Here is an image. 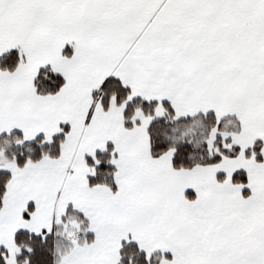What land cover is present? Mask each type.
<instances>
[{
    "label": "snow or ice",
    "instance_id": "1",
    "mask_svg": "<svg viewBox=\"0 0 264 264\" xmlns=\"http://www.w3.org/2000/svg\"><path fill=\"white\" fill-rule=\"evenodd\" d=\"M197 115L199 157L158 135ZM129 249L264 264V0H0V264Z\"/></svg>",
    "mask_w": 264,
    "mask_h": 264
},
{
    "label": "rangeland",
    "instance_id": "2",
    "mask_svg": "<svg viewBox=\"0 0 264 264\" xmlns=\"http://www.w3.org/2000/svg\"><path fill=\"white\" fill-rule=\"evenodd\" d=\"M171 124L158 126L157 132L161 138L177 145L190 143L195 149L203 153L204 141L209 128L208 118L206 116L199 115L181 121L174 119ZM226 125L228 127L232 126L229 123H226Z\"/></svg>",
    "mask_w": 264,
    "mask_h": 264
},
{
    "label": "trees",
    "instance_id": "3",
    "mask_svg": "<svg viewBox=\"0 0 264 264\" xmlns=\"http://www.w3.org/2000/svg\"><path fill=\"white\" fill-rule=\"evenodd\" d=\"M174 116L169 117V121L167 123H165L166 125H172V121L174 120ZM171 122V123H170ZM25 151L27 150V148L24 149ZM190 156L193 157H199L200 155H202L203 153L199 152L197 149L194 148V146L191 145L190 147V152H189ZM102 156V158L105 160V162L107 161V159L109 158L110 153H103L100 154ZM105 167L107 169H111L113 168V166L111 165H105ZM94 182H103V181H108L111 182V176L107 175L106 172L102 169H98V173H97V177L92 178ZM56 239L54 240V245L56 246ZM124 255L129 259V264H141L140 261V252L136 249H129L128 251H126L124 253ZM153 264H156L155 259L153 260Z\"/></svg>",
    "mask_w": 264,
    "mask_h": 264
},
{
    "label": "crops",
    "instance_id": "4",
    "mask_svg": "<svg viewBox=\"0 0 264 264\" xmlns=\"http://www.w3.org/2000/svg\"><path fill=\"white\" fill-rule=\"evenodd\" d=\"M199 116V115H197ZM181 121V120H179ZM226 123L231 124L229 121H226ZM114 167V166H113ZM57 231L60 233L56 238V247L59 248L61 252L67 250L71 246V239L68 237V235L64 232L63 227H59ZM84 234H82L83 236ZM89 239L94 238V233H87L86 234Z\"/></svg>",
    "mask_w": 264,
    "mask_h": 264
}]
</instances>
